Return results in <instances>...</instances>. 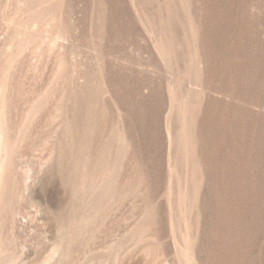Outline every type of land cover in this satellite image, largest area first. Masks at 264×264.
Here are the masks:
<instances>
[{
	"label": "rangeland",
	"instance_id": "obj_1",
	"mask_svg": "<svg viewBox=\"0 0 264 264\" xmlns=\"http://www.w3.org/2000/svg\"><path fill=\"white\" fill-rule=\"evenodd\" d=\"M0 264H264V0H0Z\"/></svg>",
	"mask_w": 264,
	"mask_h": 264
}]
</instances>
